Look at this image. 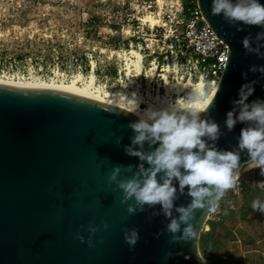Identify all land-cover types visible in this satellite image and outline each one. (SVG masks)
I'll return each instance as SVG.
<instances>
[{
    "label": "water",
    "instance_id": "95a60500",
    "mask_svg": "<svg viewBox=\"0 0 264 264\" xmlns=\"http://www.w3.org/2000/svg\"><path fill=\"white\" fill-rule=\"evenodd\" d=\"M198 3L211 29L229 47L209 113L224 133L217 146L231 150L245 125L238 123L228 132L223 121L245 82L242 72L249 80H259L249 100L264 99V77L249 71L264 65V59L245 55L241 44L261 28L241 25L244 30L237 31V25L211 13L212 0ZM137 119L124 109L66 91L0 83V264H203L197 239L209 214L206 209L196 212L193 240L172 244L170 234L156 238L168 223L163 215L150 218L158 205L129 215L121 190L108 181L115 166L122 168L119 179H127L124 168L131 164L135 171L139 163L124 152L134 135L128 125ZM247 160L242 153L240 165ZM189 202L185 195L175 204ZM90 225L98 228L91 247ZM126 228L138 229L134 248L124 240ZM168 251L179 254L166 260Z\"/></svg>",
    "mask_w": 264,
    "mask_h": 264
},
{
    "label": "clouds",
    "instance_id": "9594fccd",
    "mask_svg": "<svg viewBox=\"0 0 264 264\" xmlns=\"http://www.w3.org/2000/svg\"><path fill=\"white\" fill-rule=\"evenodd\" d=\"M211 13L237 25V31H243L242 26L260 27L254 38L249 33L241 44L245 55L264 59V4L260 0H212ZM249 71L264 77V65H253ZM241 77L245 82L239 87L237 98L231 101L232 107L223 121L228 132L238 123L245 125L231 150L217 146L224 133L209 113L220 83L208 82L201 75L166 107H150L144 111L139 110L135 94L130 98L123 95L124 111L138 116L137 121L128 125L134 135L124 152L138 158L139 163L135 171L131 164L124 168L130 174L127 179H119L122 168L115 166L108 181L121 190V203L128 204L129 215L159 206L150 218L163 215L168 223L162 232L156 233V238L167 233L172 244L193 240L197 234L194 225L197 210L215 213L225 193L236 188L242 153L247 155L250 166L261 169L264 175V99L250 101L259 80H249L247 72H242ZM116 143L119 145L121 141ZM185 195L190 202L177 206L175 201ZM251 207L264 214V200L254 199ZM102 226L104 230L109 227L107 223ZM87 231L90 233L87 243L91 247L92 235L98 228L90 225ZM76 238L85 242L79 234ZM139 238L138 229H124V240L130 248L135 247ZM178 254L168 251L165 259Z\"/></svg>",
    "mask_w": 264,
    "mask_h": 264
},
{
    "label": "rangeland",
    "instance_id": "374dc122",
    "mask_svg": "<svg viewBox=\"0 0 264 264\" xmlns=\"http://www.w3.org/2000/svg\"><path fill=\"white\" fill-rule=\"evenodd\" d=\"M142 6V0H0V75L49 80L58 73L70 80L94 71L97 84L121 88L127 80L121 84L114 69ZM241 204L239 197L233 208L224 207L231 210L225 219L218 218L219 207L207 214L197 239L203 264H264V214L243 216ZM208 219L218 224L211 262L199 248L200 235L210 230Z\"/></svg>",
    "mask_w": 264,
    "mask_h": 264
},
{
    "label": "built area",
    "instance_id": "2783aa9c",
    "mask_svg": "<svg viewBox=\"0 0 264 264\" xmlns=\"http://www.w3.org/2000/svg\"><path fill=\"white\" fill-rule=\"evenodd\" d=\"M142 3L145 6L136 10L141 15L136 16L135 23L128 27V39L122 50L126 53L134 48L143 56L144 67L139 77L141 91L163 96L166 93V80L162 76L165 71H169V83L178 80L193 83L201 75L206 81L220 83L229 47L207 23L198 0H163L161 4L158 0H142ZM145 15L156 18L158 23L154 26L144 24L141 18ZM120 62L114 71L122 84L126 79L125 61ZM240 194L239 177L236 188L224 195L227 205L233 208L234 200Z\"/></svg>",
    "mask_w": 264,
    "mask_h": 264
},
{
    "label": "bare ground",
    "instance_id": "6f19581e",
    "mask_svg": "<svg viewBox=\"0 0 264 264\" xmlns=\"http://www.w3.org/2000/svg\"><path fill=\"white\" fill-rule=\"evenodd\" d=\"M162 2L163 0H158L159 4H161ZM141 21L144 24H148L149 26H154L158 23L157 19L150 15L143 16L141 18ZM119 56H121L123 58V61H125V64L123 66L127 80L126 85L122 86L121 88L117 87L115 89H109L107 86H103L104 84H97L94 71H92V73L88 75V77H85L84 75L79 73L72 77L70 80L61 79V77L57 78V76L59 75L58 73L56 74V77H52L49 80H44L36 76L14 77L8 75H0V83L26 87L58 89L121 109H124V105L122 103L123 95L130 98L133 94H135L140 111H144L145 109L150 107L154 109L166 107L168 102L174 99V96L172 97L171 95L172 93H174L175 95H179L180 93L187 91L192 84L191 81H186L183 83L179 80L169 83L167 80L169 71H165L162 76L164 80H166V93L163 96L152 95L151 92L145 94L141 91L139 82V77L143 72L144 67L142 54L138 50L131 48L126 53H119ZM153 70L154 68H152L151 72ZM133 114L136 115L135 113ZM253 169L257 168L251 167L248 160L245 161L238 167V178L244 173Z\"/></svg>",
    "mask_w": 264,
    "mask_h": 264
},
{
    "label": "trees",
    "instance_id": "16d2710c",
    "mask_svg": "<svg viewBox=\"0 0 264 264\" xmlns=\"http://www.w3.org/2000/svg\"><path fill=\"white\" fill-rule=\"evenodd\" d=\"M249 176V175H248ZM246 176V177H248ZM246 177L240 178L241 184V194L240 198L242 199L241 210L243 216L246 213L252 212L253 215L259 216L262 218V213L259 211H253L251 204L254 199H261L264 200V177H262L260 170L253 171L252 175L248 177L249 180H246ZM229 197V195H228ZM227 197H223L219 202V211H218V218L225 219L229 213H231L230 209H227V212L222 210L224 207H229L227 205L226 199ZM207 224L210 226V230L207 233H202L199 238V248L203 256L211 262L212 259V250H216L215 241H212V233L216 226H218L215 219H211L207 221ZM211 231V232H210ZM256 264H263V262L259 261Z\"/></svg>",
    "mask_w": 264,
    "mask_h": 264
}]
</instances>
